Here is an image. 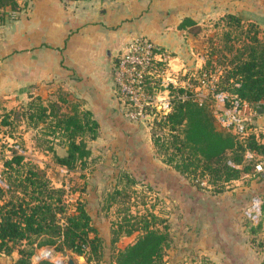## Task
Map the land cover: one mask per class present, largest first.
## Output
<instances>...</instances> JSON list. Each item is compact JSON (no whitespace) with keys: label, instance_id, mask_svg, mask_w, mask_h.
I'll return each mask as SVG.
<instances>
[{"label":"crops","instance_id":"1","mask_svg":"<svg viewBox=\"0 0 264 264\" xmlns=\"http://www.w3.org/2000/svg\"><path fill=\"white\" fill-rule=\"evenodd\" d=\"M17 2V8H4L5 19L0 23V106L11 109L27 102L31 93L49 94L57 88L68 91L89 107L100 123L99 135L90 146L99 141L115 143L107 165L117 161V166L107 180L117 185L119 168H126L172 197L175 208L170 232L174 241L168 256L173 264L196 262L200 257L216 264H264L260 245L264 242V213L257 218L246 214L251 197L264 193V155L251 151V158L262 163L263 169L244 172L225 190L200 188L158 156L151 135L145 144L136 140L133 133L143 130L140 121L144 119L135 122L128 118L113 80L117 56L139 35L170 50L174 80L187 71L198 74L204 66L206 44L200 42V32L180 28L181 21L190 17L201 24L232 12L264 22V0ZM217 79L218 74L209 77L204 71L191 86L198 100L210 102L214 114L227 107L220 91L215 90ZM263 105L264 100L253 106ZM260 112L255 124L264 133V109ZM102 163L105 161L97 164ZM177 200L181 208L176 207ZM16 257V252L0 254V263H10Z\"/></svg>","mask_w":264,"mask_h":264},{"label":"trees","instance_id":"2","mask_svg":"<svg viewBox=\"0 0 264 264\" xmlns=\"http://www.w3.org/2000/svg\"><path fill=\"white\" fill-rule=\"evenodd\" d=\"M8 5L17 8L18 2L0 0L2 21ZM221 20L229 27L224 32L227 65L218 74L215 90L238 95L253 105L260 103L264 100V41L259 35L260 29L255 22L246 24L232 12L224 14ZM192 26H198L194 33L200 32L193 18L186 17L179 24L180 28ZM233 31L238 32L233 35ZM204 71L207 73L204 67L198 74L187 71L184 78L194 77L192 83L196 85ZM170 88H177L180 93L186 91L180 85L171 84ZM191 91L187 98H174L167 113L154 111L152 141L158 156L192 184L201 188L206 181L213 191L221 192L244 172L256 169L258 160L249 158L247 153L264 155V133L257 130L256 124L251 125L243 138L220 128L210 102L198 100ZM29 97L20 109H9L1 124L17 127V120L23 118L27 127L36 131L35 148L52 151L56 162L70 170L83 165L92 154L90 141L99 135L100 123L94 112L63 89H59L56 98L34 93ZM147 112L150 113L148 109ZM10 136L15 138L14 132ZM57 146L64 147L65 152L60 154ZM18 149L14 148L13 154L4 160V183L0 184V254L17 253L6 264H33L36 250L47 245H54L58 251L71 248L81 253L87 246L92 252L98 251L103 237L92 223L86 202L79 198L75 208L68 212L66 185L55 184L45 167L27 160ZM121 181L125 184H118L110 192L112 199L120 195L127 201L128 185L142 182L128 171L121 174ZM124 219L126 222L112 228V243L119 242L122 236L135 235V239L117 249L115 264H165L174 241L168 219L151 210L142 214L127 213ZM260 245L264 249V242ZM194 261L178 264H216L206 257ZM37 264L61 263L42 258Z\"/></svg>","mask_w":264,"mask_h":264},{"label":"rangeland","instance_id":"3","mask_svg":"<svg viewBox=\"0 0 264 264\" xmlns=\"http://www.w3.org/2000/svg\"><path fill=\"white\" fill-rule=\"evenodd\" d=\"M0 12H3L2 8L0 9ZM242 19L246 24H249V22H255L260 29L259 35L264 41V22L257 19ZM1 21L2 19H0V22ZM199 26L201 29V36L199 37L200 42L206 44L204 45L205 58L203 67L205 70H207L208 76L210 77L212 74H219L223 72L227 65V59L224 57V54L225 52H228V50L224 46V32L229 27L225 25V22L221 20V17L217 19L214 18L205 20L201 24H199ZM197 27L198 26H192V28L189 27V31L194 33V30H196ZM236 32L238 31H233V35H235ZM129 42H131V40ZM236 44H238V41H236ZM212 51L213 53H211ZM184 77L185 75H182L181 77L179 76V81L181 82ZM193 78L194 77H191V80H187H189L191 83L195 82ZM148 87L150 91H163L164 87L166 86H163L161 84L160 79V81L154 80L153 83L149 82ZM59 89L62 88L54 89L50 91L49 94L45 92L43 94H41L40 92L34 94H40L45 98H56ZM185 90H193L191 92H194L195 94L194 89H192L191 87H188V89ZM170 91L174 93L175 98H178L177 94L180 93L178 92L177 88ZM27 102L19 103L13 108L20 109V107ZM146 108L148 109V111H150V113L153 112V114H148L143 118L144 120L140 121L142 123V127H144L140 133H133L134 136L137 135L138 137L136 140L142 142L143 144H145L146 140L150 138L151 127L155 117L154 109L150 106H147ZM8 110L9 108L0 106V179H3L2 170L4 160L13 154L14 148L19 147V152L25 154L27 160H31L46 168L49 176L52 178L55 184L66 185L68 191L67 199L69 203L68 212H71L75 208V205L79 198L83 199L86 202V207L92 216V223L96 227L97 233L103 237L101 247L98 249V251L93 252L90 246H87L84 252L81 253L78 251H74L71 248H65L64 250L58 251L54 245L42 246L36 250V253L33 256V264H37V262L42 258H48L55 262L61 260L63 264H70L69 259H73L76 264H115V255L117 249L120 248V246H124L125 244L135 239V235H132L131 237L122 236L119 242L115 244H113L111 241L112 228L114 226H117L119 222H126L124 216L127 213L142 214L147 210H151L159 214L161 217L167 218L169 228L171 227V222H173L174 220V218L172 217L175 208L174 201L172 197L169 196V194H163L162 191L156 187L155 183L147 179H141V183H131L128 185L127 193L129 194V196H126L127 201H123L122 196L120 195L116 196L117 199H112L113 196L111 197L110 192H112L118 184L120 186L125 184L124 181H121V183L120 181L117 182L118 179H116L117 185H115L113 181H108L110 178V172H114V169L117 166V161H115V164L113 165L112 160H110L112 161V165H107V159L113 158L111 157L112 155H110V152L111 149L115 146V143L111 141V143H109V141L108 143L105 141H99L98 143H95L94 146L91 145V156L86 159L83 165L70 170L66 166H63L56 162L54 153L52 151L35 148L34 145L36 144V131L32 127H27L25 122L22 121L23 118L20 120L16 119L17 127L14 126V124H11L9 126L2 125L1 120L6 115V112ZM128 118L131 121H137L133 118ZM12 132H14L15 138L10 136V133L12 134ZM16 140H19L21 146L15 143L17 142ZM117 148L120 150L119 147ZM117 148L114 152V155L117 154ZM57 151L60 154L64 153L65 148L57 146ZM102 160L105 161L104 164H97ZM103 165H105L107 168ZM108 168L111 171H109ZM119 169L120 170L118 173L120 174L128 171L126 168ZM128 172L131 173V171ZM94 173L96 176H91ZM104 174H106V178ZM0 184H2L1 180ZM203 184L205 187H210L206 181ZM120 200H122V202ZM180 202L181 201L177 200L176 207L181 208ZM132 220L134 219L132 218ZM108 233H110V236L108 235ZM94 235L95 232H92V236ZM43 248L45 249L42 251ZM43 254L46 256H44ZM78 254L85 255L86 260H81L78 257ZM177 262L179 263L182 261ZM165 264H173V260L168 256V254L166 256Z\"/></svg>","mask_w":264,"mask_h":264},{"label":"built area","instance_id":"4","mask_svg":"<svg viewBox=\"0 0 264 264\" xmlns=\"http://www.w3.org/2000/svg\"><path fill=\"white\" fill-rule=\"evenodd\" d=\"M172 58L169 49L144 35L136 36L121 50L113 67V80L118 97L127 105L126 113L130 118L143 119L150 114L147 112V106L154 111L167 113L172 108V100L175 98L174 93L170 91V85H180L185 89L192 86V83L185 78L181 82L179 78L176 80L172 78ZM160 79L161 84L166 86L163 91H150L149 82L153 83L154 80L160 81ZM177 95L178 98L191 96L187 90ZM219 95L226 102L227 107L216 112L217 125L243 138L260 115V109H264V105L253 106L250 102L229 92L220 91ZM247 156L251 158L252 152L248 151ZM256 167L263 169L262 163L256 164ZM0 180L4 183L3 179ZM263 206L264 194L256 193L251 197L246 214L250 217H260L263 214Z\"/></svg>","mask_w":264,"mask_h":264},{"label":"water","instance_id":"5","mask_svg":"<svg viewBox=\"0 0 264 264\" xmlns=\"http://www.w3.org/2000/svg\"><path fill=\"white\" fill-rule=\"evenodd\" d=\"M78 257H79L81 260H86V257H85V255H83V254H78ZM56 262L63 264L61 260H58V261H56ZM69 263H70V264H76V262H75L73 259H69Z\"/></svg>","mask_w":264,"mask_h":264}]
</instances>
